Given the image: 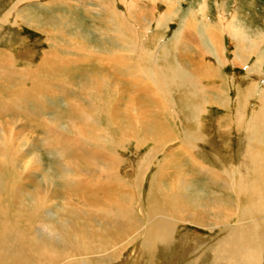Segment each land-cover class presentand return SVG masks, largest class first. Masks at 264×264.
<instances>
[{
    "label": "bare ground",
    "instance_id": "1",
    "mask_svg": "<svg viewBox=\"0 0 264 264\" xmlns=\"http://www.w3.org/2000/svg\"><path fill=\"white\" fill-rule=\"evenodd\" d=\"M30 1H15L2 19L13 20L14 29L41 32L46 49L37 65V52L19 43L18 52L0 51V264H127L132 254L133 264H264V87L248 89L235 106L220 69L202 71L197 61L191 69L179 63L153 68V53L137 39L126 57L121 29L131 23L116 0L84 9L100 19L93 32L106 34L98 39L110 49L89 44L83 29L91 25L73 16L11 13ZM60 3L50 1L43 12ZM190 34L189 28L182 33ZM141 62H153L152 81L141 82ZM162 67L169 76L161 82L170 86L160 92L168 100L153 94V107H139L119 124L117 111L132 100L135 86L146 96L159 91ZM248 98L256 102L250 111ZM218 103L229 110L225 125L234 133L209 136L202 115ZM26 133L43 139L32 142ZM177 143L186 161L168 150ZM33 144L56 154L57 162L48 168ZM131 149L136 164L121 175L130 165L122 155ZM189 227L207 231L209 239Z\"/></svg>",
    "mask_w": 264,
    "mask_h": 264
},
{
    "label": "rangeland",
    "instance_id": "2",
    "mask_svg": "<svg viewBox=\"0 0 264 264\" xmlns=\"http://www.w3.org/2000/svg\"><path fill=\"white\" fill-rule=\"evenodd\" d=\"M15 1L17 0H0V51L6 50L8 48H14L15 52L20 50L21 45L23 48L25 47L27 51L35 50L37 52V56L32 59L34 64H39L40 55L43 53L46 46L43 43V36L41 32L35 31L32 29H14L12 28V21L8 23L9 25L2 24L3 16H5L12 6H14ZM52 0H33L30 2H26L21 4L19 8L17 7L15 10L11 11V13H16V10L24 11L22 13H28L32 16L39 17L42 14H52L49 17H52L56 14L58 15H67L73 16L72 20L87 23L91 26H85L83 29L84 34H88L85 38H91L92 41H89V44H94L95 46L102 47H112L109 42L99 41L98 37L108 38L106 34H96L93 32L95 28L92 25L98 24L100 19L98 16L90 11L84 13V9L96 10L98 9L97 4L95 2L97 0H90V2L94 4H88L84 2V0H61V3L55 7L54 12H48L43 10ZM120 1V2H119ZM116 0L115 7H119L118 9L123 12V16H125L130 24V29L123 27L121 29V33L124 38V52L123 54L126 57H131L129 53V47L132 44H129L130 41H134L137 39V42L140 45H147L148 49L151 53H153V59H155V65L153 62L151 63H142L139 65L138 70L142 71L143 74L139 77L141 82L147 83L145 80L148 77V80H153V70L150 68L151 64L156 68L159 65L163 66H182L185 68H192L191 64L194 62H199L200 69L202 71L208 70L209 67H213L214 69L222 71V75L229 80V89L231 88L233 92L230 96L228 94V99L232 102L233 105L236 106L237 98L239 99L241 94L248 91V89H252V87H258L263 89L264 85V0ZM104 3H102L103 5ZM121 4L123 6H121ZM5 6V7H4ZM8 6V7H7ZM104 6V5H103ZM106 7V6H104ZM5 8V9H4ZM96 8V9H95ZM132 8V9H130ZM118 10V11H119ZM5 12V13H4ZM84 14V15H83ZM56 16L57 18L59 16ZM92 16V17H86ZM192 20H191V19ZM127 20V21H128ZM188 20V22H187ZM190 20V21H189ZM194 25L192 26V23ZM125 23V21H124ZM127 24V23H126ZM128 25V24H127ZM189 26V27H188ZM196 26V27H195ZM198 26V27H197ZM12 28V29H11ZM183 28V29H182ZM189 28L191 34L185 38L182 33L186 29ZM229 29L232 31H229ZM234 29V30H233ZM85 30L86 33H85ZM235 30L238 32L236 33ZM130 33H129V32ZM181 32V33H180ZM213 32V33H212ZM111 33V34H110ZM245 34L246 42L242 43L241 38ZM101 35V36H100ZM109 37H115L117 34L115 32H109ZM114 35V36H113ZM138 36V37H137ZM183 36V37H182ZM132 37V38H131ZM139 38V39H138ZM188 38L191 40H188ZM14 41L12 42V40ZM133 39V40H132ZM182 39V40H181ZM257 39L259 43L256 44L255 49L251 45V41ZM8 40V41H7ZM29 40V41H28ZM176 41H179L176 42ZM11 43L13 46H11ZM19 43V45H18ZM190 43V44H189ZM187 45V46H186ZM17 48V49H16ZM211 52L206 55L207 49ZM146 50V48H145ZM214 51V54L212 52ZM241 51L243 58L242 61H238V52ZM140 54V52L138 51ZM217 53V54H216ZM16 54V53H15ZM141 55V54H140ZM143 55V53H142ZM141 55V57H143ZM206 57V58H204ZM143 60V59H142ZM31 61V62H33ZM181 61V62H180ZM206 61V62H204ZM30 62V63H31ZM133 64V61H131ZM217 62V63H216ZM180 65H179V64ZM22 67H26L27 62L22 61ZM143 64V66H142ZM148 64L149 68L147 69ZM217 66V68L214 66ZM146 67H145V66ZM191 65V66H190ZM136 66V65H135ZM256 67V68H255ZM152 72V73H151ZM251 72V73H250ZM150 73V75H148ZM174 73V72H173ZM172 73V74H173ZM159 74V82L164 80L169 76L168 71L164 70V67L161 68ZM143 76V77H142ZM257 76V77H256ZM145 78V79H144ZM235 79V82L233 80ZM226 80V79H225ZM224 80V81H225ZM253 83L256 85H253ZM162 87L157 90L156 93H151L149 96V92H142L134 87L133 98L130 101V98L121 105V109L117 111L119 113L116 117L122 122L119 124H123V120L131 114L135 109L139 107H143L146 110L153 107L152 99L150 97L153 94H156L162 99H167L165 93L160 92L162 89H166L170 86L169 83L161 82ZM175 83L172 84V86ZM225 84V82H224ZM259 85V86H258ZM153 87V85H151ZM249 87V88H248ZM246 88V89H245ZM224 89V88H223ZM230 89V90H231ZM242 89V90H241ZM228 90V89H227ZM237 92H236V91ZM243 91V92H242ZM160 92V93H159ZM236 92V93H235ZM138 93H142V98ZM238 95V97H237ZM164 96V97H163ZM166 96V97H165ZM174 96L172 97V99ZM248 102H250L247 106L249 111L254 108L256 105L255 100H251L253 98H248ZM165 100V101H166ZM174 102V101H173ZM254 103V104H253ZM220 105V107H218ZM205 114H203L204 122H205V130L208 132V135L218 134L222 130H225V133L231 134L234 133L232 126L230 127L225 122L229 120V110L221 108V103L214 105H207L205 107ZM171 109V107L169 108ZM254 110V109H253ZM170 111V110H169ZM228 111V112H227ZM235 111V110H233ZM201 116V117H202ZM226 116V117H225ZM225 118H228L227 121H224ZM123 119V120H122ZM222 119V120H221ZM126 120V119H125ZM222 124H221V122ZM115 124L110 121V126L112 130L116 129ZM29 129V126L27 127ZM31 129H37V125L33 122V127ZM237 131V129H235ZM29 132V130H28ZM33 132V131H31ZM210 133V134H209ZM26 136L32 137V142H36L38 139H43L41 137H37L35 134H25ZM35 137V139H33ZM34 140V141H33ZM42 144V143H41ZM38 153L37 156L40 158L41 162L45 163V165L50 168L57 162L56 154L52 157L49 153H46L45 150L40 149V145L33 144ZM181 144L177 143L173 146L168 147L170 152L172 150L174 159H185L186 157H182L183 154L180 152ZM143 148L140 152V156L147 154L150 148ZM236 149V148H235ZM235 149L229 150L230 159L235 157ZM128 150V149H127ZM35 151V150H34ZM132 151V152H131ZM226 150H223L225 152ZM222 152V151H221ZM222 152V153H223ZM228 152V151H227ZM226 152V153H227ZM142 153V154H141ZM178 154V155H177ZM132 155V156H131ZM135 154L131 149L127 151L122 157L125 158L124 164L129 165L127 168L122 169L121 175L124 174L127 170L130 169L131 165L136 164L134 159ZM185 156V155H184ZM52 157V158H51ZM136 158V157H135ZM162 158H164V153L162 152L158 157L157 161L152 165L151 171L147 177L145 186L152 181L153 177L157 173L160 165L163 162ZM161 163V164H160ZM159 164V165H158ZM188 164V161H187ZM56 166V165H55ZM212 166V165H211ZM213 167V166H212ZM132 168V167H131ZM127 169V170H126ZM202 180H205L204 177H201ZM128 180V179H127ZM130 180V179H129ZM144 187V192L145 191ZM192 229L193 236L198 235V233H202L203 238L209 239L207 235V231H203L199 228L189 227ZM188 230L186 232H188ZM196 246V245H195ZM137 254V252H136ZM136 257L135 255H131L127 264H133ZM179 264V263H177Z\"/></svg>",
    "mask_w": 264,
    "mask_h": 264
}]
</instances>
